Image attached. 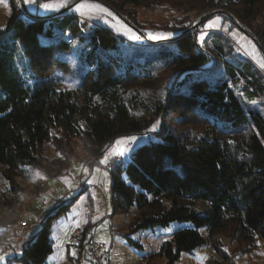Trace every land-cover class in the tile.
Returning a JSON list of instances; mask_svg holds the SVG:
<instances>
[{
	"label": "trees",
	"instance_id": "obj_1",
	"mask_svg": "<svg viewBox=\"0 0 264 264\" xmlns=\"http://www.w3.org/2000/svg\"><path fill=\"white\" fill-rule=\"evenodd\" d=\"M96 1L126 20L139 38L116 37L67 13L49 18L30 15L22 6L27 17L21 21L15 0H10L11 17L6 30H0V174L12 199L5 192L0 195V217L27 218L17 215V207L24 204L18 179L29 176L26 170L57 179L69 174L79 158L72 152L73 140L82 138L85 151H101L110 141L145 132L161 119L155 141L138 147L126 164L109 170L113 216L134 213L124 239L142 249L132 235L177 222L183 226L160 252L167 264H176L184 253L202 246L218 257L216 264H237L238 258L257 249L258 239L264 241V114L248 108L264 98V68L257 62L264 57V0H180L167 6L183 18L189 12L195 18L190 27L154 42L163 50L174 46L162 51L161 68L148 57L130 63L124 55V47L145 49L153 43L138 30L139 9H152L153 0ZM214 11L220 12L194 29ZM217 18L219 26L209 27ZM53 21L83 45L79 56L87 69L74 91L61 88L50 76L69 69L59 56L67 41L56 39ZM80 28L88 34L79 37ZM235 31L252 44L250 51L232 39ZM253 51L256 58L249 54ZM209 64L212 67L206 69ZM168 67L173 75L198 72L185 79L184 84L192 87L167 92L169 87L154 86L156 72ZM28 71L43 78L29 81ZM157 90H162L160 96ZM187 126H199L201 131L182 129ZM48 144L59 155L53 163L45 156ZM77 198L65 199L45 213L41 230L29 239L25 235L19 248L12 246L10 251L21 250L16 262L47 264L53 253V223ZM92 225L89 221L79 233V257L70 258L69 264L88 262ZM225 239L237 244L240 252H227Z\"/></svg>",
	"mask_w": 264,
	"mask_h": 264
},
{
	"label": "rangeland",
	"instance_id": "obj_2",
	"mask_svg": "<svg viewBox=\"0 0 264 264\" xmlns=\"http://www.w3.org/2000/svg\"><path fill=\"white\" fill-rule=\"evenodd\" d=\"M56 2L57 0H35V3H28L26 0H15V6L19 16H23L20 12L21 6L28 14L36 15L41 18H49L56 13H67L68 15L78 17L87 25L107 29L114 33L116 37H129L131 39L138 37V34L135 33V31L132 30L122 18H120L109 6L100 1L66 0L67 6L61 7L58 10H45L40 7V5L44 3ZM180 2V0H153L154 6L152 9H139L138 30L146 33L153 43L151 45H145V49L132 50L124 47L126 62L139 63L143 62L144 59L148 57V59L158 65V68L162 65L160 63L162 51H171L174 46L167 45L165 50H163L164 47H161L159 44L155 45L154 42H157L158 39L165 40L173 36L175 31L190 27V21L195 18L193 12H189V16L183 18L181 13H174L173 10H170L171 8L167 7L170 5H177ZM83 3L99 5L100 8L106 9L107 11L101 12L98 9H93L91 11L85 10V14L82 15L76 9ZM187 4L192 5V2L189 1ZM131 11L136 12L132 9ZM108 13H111V15ZM24 15L26 16L27 14L24 13ZM10 17V0H3V2H0V30H6ZM51 27L58 41H61V39L67 41V48L64 49L59 56L68 62L69 69L65 72L55 70L50 76L58 79V82L62 86L61 88L74 91L79 85H81L87 69L86 66L84 67L82 64L79 56L82 52L83 45L78 42L77 38H74L69 33L61 30L54 21L52 22ZM125 30H128L129 34H125ZM84 34H88L86 28H80L78 36L80 37V35ZM42 39L47 40L44 38ZM232 39L234 41L238 40V46L243 50L250 51V49H252V44L247 42V38H245V36L239 31L232 33ZM211 67V64H209L205 68L210 69ZM197 74L198 72L192 73L191 76L182 73L173 75L172 69L168 67L157 71L154 75L155 77L152 79L156 83L154 86L169 87V90L167 91L169 92L176 90L177 87H180L181 90L192 87V84L187 86L186 83L184 84L185 79L191 80V77H194ZM26 78L29 81H33L36 78L42 79L43 77H35L33 73L28 71L26 73ZM216 78L217 77L213 79ZM197 86V89L201 87V85ZM156 94L160 96L162 90H159ZM248 108L264 114V98L262 97L253 102ZM161 122V119L155 121L147 131L138 135L112 140L101 151H96L95 149L85 151L83 145L86 143L82 138L73 140L72 152L76 156L79 155V158L74 159L67 176L58 179L47 178L43 172L33 169L31 172L26 170V173L29 176H26L25 180L21 178L18 179L19 184L24 189L22 195L24 204L17 207V215H23L31 221H34L41 215H45L46 211H50L56 206H60L65 199L73 200L78 197L73 202V206L70 210L53 223L51 234L53 253L49 256L47 264H69L70 258L79 257L78 235L89 224V218L93 225L92 232L87 240L91 237L97 243L105 244L108 247L110 251L108 264H167V259L161 256V248L164 243L172 238L173 233L183 225L175 222L168 228L156 227L155 229L142 230L132 235V239L139 243L142 246V249L131 247L123 236L128 232L127 224L134 213L128 215L117 214L116 216H113V210L111 207L110 176L109 170L105 168L108 163H113L117 158L114 150L118 147L121 149H128L125 155L122 156L124 161H127L138 147L149 143L150 141H155V136L160 130ZM190 127L194 132L201 131L199 126H187L182 129ZM53 135L59 137L60 133L54 131ZM118 141H122L123 143L118 145ZM45 156L48 161L53 163L55 162L54 157L59 155L53 149L52 144H48L46 146ZM80 158L89 161L85 162ZM93 159H98V161ZM105 160H107L106 163L104 162ZM46 168L50 175H52L53 169L49 167V165H47ZM81 184H84L85 186L80 187ZM84 189L86 190L83 192ZM40 190L42 191L39 193ZM4 192L12 199L8 183L5 182L0 174V195ZM27 213L29 214L28 216ZM40 230L41 225L30 229V233L28 235L27 233L29 231L26 233L28 237L27 239L31 238V236H35ZM203 235H205V232H203ZM224 242L227 252H240L237 244H230L226 239ZM20 256L21 250L9 251L8 254H1L0 257H2V259H0V264H20L16 262L17 260L15 259L20 258ZM211 258L213 259L212 262L210 261ZM9 259H12V261H9ZM218 261V257H215L207 246H202L191 254L184 253L176 264H216ZM75 263H77V261H72V264ZM237 264H264V241L258 239L257 249L253 253L238 258Z\"/></svg>",
	"mask_w": 264,
	"mask_h": 264
},
{
	"label": "built area",
	"instance_id": "obj_3",
	"mask_svg": "<svg viewBox=\"0 0 264 264\" xmlns=\"http://www.w3.org/2000/svg\"><path fill=\"white\" fill-rule=\"evenodd\" d=\"M20 12L23 14L20 15L21 21L26 19L22 9ZM128 162L124 161L122 156H118L113 163H108L105 168L107 170L113 169L117 165H123ZM84 187V184H81L80 187ZM44 215L39 216L34 221H31L27 218L17 219L16 221H10L6 218L0 217V254H8L12 246L16 242L21 241L26 233L38 225L41 224ZM109 249L105 244L97 243L93 238H91L86 246V254L88 258L87 264H108L109 263Z\"/></svg>",
	"mask_w": 264,
	"mask_h": 264
},
{
	"label": "snow or ice",
	"instance_id": "obj_4",
	"mask_svg": "<svg viewBox=\"0 0 264 264\" xmlns=\"http://www.w3.org/2000/svg\"><path fill=\"white\" fill-rule=\"evenodd\" d=\"M0 2H3V0H0ZM26 2L28 3H35V0H26ZM66 0H57L56 3H44L41 4L40 7L44 8L45 10H58L61 7H66ZM93 9H98L101 12L107 11L106 9L100 8L99 5H93V4H88V3H83L81 4L76 10L79 11L82 15L85 14V10L87 11H91ZM109 15H111V13H108ZM219 18H217L216 21H214L212 24L209 25V27H218L219 26ZM125 34H129L128 30H125ZM135 39H138L139 37H134ZM201 39H203L201 37ZM250 55L253 56V58H256L255 52L253 51L252 53H249ZM257 62L260 64V66L262 68H264V57H261L257 60ZM135 139V138H133ZM123 143L122 141H118L117 144H121ZM128 151L127 148H117L114 150L115 155L118 156H124L125 153ZM105 163L107 162V160L104 161ZM0 259H2V257H0Z\"/></svg>",
	"mask_w": 264,
	"mask_h": 264
},
{
	"label": "water",
	"instance_id": "obj_5",
	"mask_svg": "<svg viewBox=\"0 0 264 264\" xmlns=\"http://www.w3.org/2000/svg\"><path fill=\"white\" fill-rule=\"evenodd\" d=\"M220 11H214V12H212V13H210V14H208V15H206V16H204V17H202L201 19H200V21L195 25V27H194V29H196V30H198L204 23H206L209 19H211L213 16H215L216 14H218ZM122 18V17H121ZM123 19V18H122ZM124 20V19H123ZM124 21H126V20H124ZM126 23H128L127 21H126ZM129 24V23H128ZM261 49V48H260Z\"/></svg>",
	"mask_w": 264,
	"mask_h": 264
},
{
	"label": "crops",
	"instance_id": "obj_6",
	"mask_svg": "<svg viewBox=\"0 0 264 264\" xmlns=\"http://www.w3.org/2000/svg\"><path fill=\"white\" fill-rule=\"evenodd\" d=\"M47 212H48V211H46V213H47ZM89 221H91L90 218L88 219V222H89ZM29 233H30V231L27 233V235H28ZM27 235H26L25 237H27ZM31 238H32V236H31ZM20 242H21V241H18V242L15 243V246H16L17 248H19ZM86 264H87V263H86Z\"/></svg>",
	"mask_w": 264,
	"mask_h": 264
}]
</instances>
